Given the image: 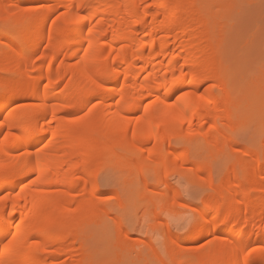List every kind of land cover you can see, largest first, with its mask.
Wrapping results in <instances>:
<instances>
[{"label": "bare ground", "instance_id": "6f19581e", "mask_svg": "<svg viewBox=\"0 0 264 264\" xmlns=\"http://www.w3.org/2000/svg\"><path fill=\"white\" fill-rule=\"evenodd\" d=\"M39 1L19 0L11 8L13 5H10V0H0V12L4 13L6 20L10 16L14 20L11 9L20 11ZM51 1L54 7L51 4V8L41 9L42 15L37 22L21 25L9 22V27L3 25V32L17 28L24 30L14 38L15 42L25 40V46L18 52L13 43L6 45L0 36V71L11 65L15 76L33 78L32 82L24 85L12 80L4 82L0 78V138L3 134L8 136L7 140H1L0 193L9 196L0 204V224L4 223L7 212L8 225L15 221L19 229L16 241L10 243L6 251L4 233L0 232V259L14 260L17 264H55L54 260L58 256H73L81 243H77L83 228L80 223L86 219L95 227L97 224L93 225L94 221L110 215L112 203L98 205L95 202L101 192L98 180L101 176L104 177L99 176V173L98 179L95 169L102 162L98 163L99 160L106 159L107 153L108 158L114 153L115 156L112 154V157L119 155L127 159V155L122 157L118 152L128 154L134 148L143 146L145 152L158 161L155 164L157 168H152L157 180L144 184L145 206L148 210L150 206L158 208L160 212L157 215L163 217L170 207L168 202L176 203L181 197L172 189L168 177L160 176V171H168L169 165L183 159L188 164L196 163L185 146L176 151L177 154H173L168 150L167 144L179 139L180 131L185 128L190 133L195 132L193 135L199 136L198 139H201L200 136L206 137L209 141L206 138L203 140L211 143L210 141L229 135L227 130L233 129L241 115L238 116V112V118L236 117L239 105L232 98V92L227 88L222 89L224 79L228 76L226 69L210 60L211 57H220V50L207 52L209 44L216 42L217 26L214 27L207 11L193 13V7L202 2L204 4L206 0ZM57 10L62 12L61 20L50 23ZM44 42L53 43L50 45L52 51L50 54H43L42 58L47 60V64L37 67V75L33 76L35 69H30V65ZM63 52L66 56L55 65L53 57ZM67 61L70 64L65 66ZM64 81V88L58 91L57 87ZM208 83L213 85L203 90V85ZM3 95L7 96V100L2 98ZM26 98L38 102L35 109L21 107L13 112L8 111L16 100ZM223 98H227V101L224 99V102ZM85 109L88 112L81 119L63 117V113L72 116ZM206 120L210 123L209 127L205 125ZM98 126L101 127L99 135L95 133ZM211 129L215 130V134ZM97 136L104 137L106 141H116L117 148L110 150L107 144L100 145L96 142ZM251 156L255 157L251 174L248 178L244 175L239 179L238 188L231 184V179L237 177L233 172L225 177V182L222 180L223 183L218 184L213 197L200 199L196 205V208L199 204L204 205L208 207L207 210L201 209L199 212L196 208H189L186 221L195 218L197 233L184 238L185 241L194 242L212 233H224L245 239L229 245L217 239L206 257L196 263L181 260L182 252L177 249L169 254L170 262L239 264L245 247L264 243V233L261 232L259 223L254 229L245 226L250 225L253 218L259 221L264 209V193L259 191L264 182V160L253 154ZM118 159L114 161L115 164ZM141 160L140 154L135 162L139 165ZM198 165L200 164L197 163ZM188 175L189 173L185 174V177ZM143 176L146 177V174ZM202 177L209 178L210 182L216 180H212L211 175L201 169L197 178L199 180ZM247 181L252 188L249 193H242V184ZM154 185L165 187L166 193H155ZM253 188L256 191H252ZM169 192L172 194H168ZM229 194L232 196L224 204ZM112 195L113 198H118L116 192ZM237 196H240V200ZM245 201L248 207L241 211L240 206ZM181 209L170 216L174 223L180 222ZM221 217L223 222L217 223ZM78 218L83 220L79 221ZM83 224L86 225V222ZM118 224L116 228L121 233L123 225L120 222ZM210 224L215 226L209 232ZM87 225L84 226L85 229L89 227ZM255 229L260 231L255 233ZM11 231L16 234L15 228ZM83 232L86 235L85 230ZM151 232L148 228L147 234L150 235ZM176 233L177 230L171 227L167 229V248L170 249ZM34 237L38 239L34 241ZM125 242L128 246L129 241L126 239ZM76 243L79 244L78 247H73ZM123 252L125 250L122 255ZM84 258L64 264L88 263L89 260L85 261Z\"/></svg>", "mask_w": 264, "mask_h": 264}, {"label": "rangeland", "instance_id": "374dc122", "mask_svg": "<svg viewBox=\"0 0 264 264\" xmlns=\"http://www.w3.org/2000/svg\"><path fill=\"white\" fill-rule=\"evenodd\" d=\"M18 1L10 0V5H13L11 8H14V6L18 4ZM42 3L49 6L52 4L51 7H54V3L51 0H40L37 4L29 7H36L37 5ZM204 10L205 12L207 11L212 18L210 19L213 20L214 27L217 26V32H220L219 34L217 33V40L215 39L216 42L209 44L210 47L207 52L211 53L216 50H220V57H211L210 60L212 62H217L222 69H226L227 72L225 73L228 74V76H226L224 79V88L222 89L227 88L230 90V92H232V98L234 99V101L237 100L238 102H235H237L236 104L239 105L237 110L234 108V110H236V117L238 118V116L241 114L240 118H236L239 121H236V124L233 123V129L228 127V129L230 128V130H227V132L231 136L224 135V137L222 138H219L213 142L210 141L211 143H207L209 140L206 137L200 136L201 139H198L199 136H194L196 134L195 132L190 133L188 132L189 130L187 131V128H185L186 130L183 129L184 131H180V133H182H179V139L176 138L174 139L175 141L173 140L176 145L173 143V141L172 143H170V145L167 144V146H169L168 150L170 152H174L173 154H177L176 151L185 146L188 151L190 150V153L188 154H191L192 157H194L196 163H194V165H192V163L188 164L186 160L183 159L179 163L173 164L171 166L169 165L168 171L166 169L160 171V176H165L166 178L168 177L167 180L169 184L172 185V189L176 190L181 197L179 200L177 199L176 203L173 201L168 202L170 207L168 206L169 208L166 211L167 214L165 213V216L163 217L158 216V212H160L158 211V208L150 206V209L148 210V207L145 206L146 194L144 193V184L146 182H154L157 180L153 169L156 167V163H158V161L153 160V157L150 155V153L145 152L143 146L134 148L131 153L128 154H122V152H118V154L121 153L122 157H124L123 155H127L128 157L126 156V158L128 160L125 159V157L124 159L121 158L117 153L115 154L118 155V157H114V153H111V155H114L113 157L110 155V157L113 159L112 160L111 158H108L109 153H107V156H105L106 159L99 160L98 163H100V161L102 162L101 164L97 163L98 165L95 169L97 172V177L99 173V176H104H101L100 179L98 177V179L100 180H98V183L99 186H101V192L98 195L97 199H95V202L99 203L98 205H102L104 203H112L110 211L112 212L114 210V212H110V215H108V217L106 216L103 218L104 220L101 219L102 223L101 220H96V222L94 221L93 225L97 224L95 227L92 226L91 222L85 221L86 219L82 223H80L81 225H83L82 227L84 228L86 235L84 234V230L82 228V233L79 237L80 239H78L79 241L77 242L81 243L80 245L76 243L73 246L76 247L77 245H79V249L77 248L79 253L77 252V250H75V253L72 254L73 256H58V258L56 257V259L54 260L55 264L71 263L72 261H77V259L81 260L83 259V257H85V261L86 259L87 261L89 260L88 263L84 262V264H108L109 262V264H161V262L164 263L165 261L166 264H174L170 262L169 254L174 253L175 251H177V249L182 252V258L180 257L181 260L192 261L196 263L202 257H206L209 249L211 248L213 243L217 241V239L222 240V243H225V245L234 244V242L236 243L237 240L243 241L245 239L239 237L237 238L235 236L224 233H212L194 242L185 241L184 238L193 236L197 233V231H195L197 222L195 218L191 219L190 221H186V219L188 218L187 215L189 212V208H196V205L201 200L213 197L215 195L216 187H218L220 183H223V181L225 182V177L233 172L236 173L237 177L231 179V184L235 188H238L240 180L243 178V176L247 175L248 178L249 174H251L252 165L254 164L255 160V157L251 156L252 154L256 156V158L264 160V0H206L204 1V4L202 2L193 7V13L195 14H197L199 11L203 12ZM61 13V10L55 11L50 23L59 22L61 20ZM57 15H59V19L56 18ZM5 21H7L6 18ZM2 27L3 24H0V36L2 41H11V43L15 45L16 52H18L25 46V40H20L18 42L14 41V38L24 31L22 30V28L3 32ZM202 34H204V32ZM27 36L29 35H26V37ZM52 44V42H44L43 44H41L39 52L35 54L36 57L37 55H39L41 58L35 59L36 57L34 56L35 60L30 65V69H35V73L32 74L33 76H35V74L37 75V67L47 64V60L43 59L42 56L43 54L51 53L52 49L50 48V45ZM22 54H25V52H23ZM64 56H66L65 52L56 54L53 57L55 65H57V63ZM69 64L70 62L67 61L65 66H68ZM13 71V67L11 65H8L6 68H4V70L0 71V78L4 82H6V80L15 81L19 85H24L28 82H32L33 78L17 77L13 74ZM64 84L65 81L60 83L57 87V90L61 91L65 86ZM212 85V83L205 84L203 85L202 89L204 90L211 87ZM217 92L220 91L218 90ZM2 98L4 100H7V96L3 95ZM224 99L225 98H223L222 100L224 101ZM225 100L227 101V98ZM37 104L38 102L34 99H20L16 100L15 103H13V105L8 108V111L13 112L14 110L21 107L31 108L33 110L36 108ZM87 112L88 109L81 110L72 116L63 113V117L65 116L69 119H81L86 115ZM209 124V121L206 120V127H209ZM236 125L239 126L237 127ZM211 130H213L212 132L213 134H215V130ZM100 132L101 127H96L95 133L99 135ZM185 132L187 133L185 134ZM3 136L4 134L1 135L0 138V148L2 147L1 140L3 139ZM205 138L208 140H205L207 142L203 140ZM47 139H49V136ZM186 141H188V143ZM96 142H98L100 145L107 144V147L110 150H115V148H117L116 141H106V139L102 136H97ZM116 151H118V149ZM251 151L253 153H248ZM140 154L142 155V160L138 165L135 161ZM129 155H131V158H129ZM115 158H119L117 163H120V165L117 163L115 164ZM122 160L125 162H123ZM197 163H199L200 165L197 166ZM121 165L123 166L122 168ZM128 169L130 170V172ZM201 169L203 172L211 175L212 180H216L210 182L209 178L206 177H202V179L198 180L197 175H199V170ZM187 173H189V175L188 177H185V174ZM144 174H146V177L143 176ZM149 176L151 177V179H148L150 178ZM9 180H12V178H9ZM153 188V191L157 194H164V192L166 193L165 187L163 186L154 185ZM251 188L252 186L250 182L247 181L246 183L242 184L241 191L242 193H249ZM114 192L117 193L118 198H113L112 193ZM168 194H172V192H169ZM231 196L232 195L230 194L226 196L224 204L228 203ZM236 198L240 200V196H237ZM122 204L124 205V207L120 208ZM179 204H181L182 209L180 208L181 206ZM240 207L241 211H244L247 209L248 203H242ZM179 209L182 210V215H180L179 217L180 222L178 221L179 223H174L170 219V216H172L174 212ZM196 209L200 212L201 209L207 210L208 207L199 204L198 208ZM82 215H84V213ZM196 215L197 214L195 213V216ZM82 218L80 219L83 220L84 218ZM115 218H117V221L115 220ZM80 219L78 218L79 221ZM85 222L86 225L89 223V225L87 226L90 227L91 224V227H93V230H91V227V229H89V227H86L90 234L84 227L86 226L83 224ZM116 222L117 224L118 222H120L121 225H123V228L121 227V233L124 232L123 234L118 231V227L116 228ZM125 224H127V226H125ZM214 226L215 225H212L209 228V232L213 230ZM169 227L177 230V233L173 237V243L170 244V249L165 246V236ZM148 228L149 232L153 231L155 233L151 232V236L147 234ZM259 231V229L254 230L255 233ZM87 236L92 237V239H89V237ZM126 239L129 241L128 246H126ZM34 241H36V239ZM122 242H125V245H122ZM116 245H118L119 247L117 248ZM252 246L258 248L264 246V243H254ZM82 248L84 249V251ZM123 250H125L126 254L125 252H123L122 255ZM114 251H116V254ZM198 252H200V254H198ZM86 253L88 254V256ZM107 255L108 257H106ZM109 256H111V258Z\"/></svg>", "mask_w": 264, "mask_h": 264}, {"label": "snow or ice", "instance_id": "6c2138e0", "mask_svg": "<svg viewBox=\"0 0 264 264\" xmlns=\"http://www.w3.org/2000/svg\"><path fill=\"white\" fill-rule=\"evenodd\" d=\"M49 8V5L47 4H39L36 7L33 8H25L22 9L20 11H17L15 9H11L10 11L13 12L15 19L13 20V17H8V20L5 21V17L4 14L2 12H0V24H3L4 27H9L10 23L11 24H16V25H21V24H29V23H34L39 21V19L41 18V9H45L47 10ZM73 8H75V6H73ZM57 19H59V15H57L56 17ZM85 17H81V19H84ZM3 43L10 44L11 41H3ZM41 57L39 55H37L36 59H40ZM209 103H211V101H209ZM95 106V104L93 105ZM47 120V118H45ZM9 135H11V133L9 132ZM5 140L8 139V136H4L3 137ZM33 183H35V180L32 181ZM252 191H256L255 188L252 189ZM259 191L261 193H264V182L261 183ZM10 195V194H9ZM9 198L8 195H5L3 193H0V204H3L7 199ZM19 198V197H17ZM245 203H247L245 201ZM8 213H5V221L3 224H0V232L4 233L3 236V241H4V248L5 251L8 248V245L10 243H13L16 241L17 235L19 234V229L16 227V222L13 221L12 224L9 226L7 223V217H8ZM210 218V217H209ZM22 222V220H21ZM223 222V217H221L220 221H217V223ZM241 223L243 224V221H241ZM257 223H259V227L262 233H264V209H262L261 215H260V219L259 221H257L256 219L253 218L252 223L250 225H245L246 227L249 228H255ZM212 225L210 224L209 227H211ZM12 228L16 229V234H13V232L11 231ZM34 239H38V237H34ZM255 254V255H254ZM256 256H258L259 258H255ZM250 257L252 259H250ZM0 264H17L16 261L14 260H9V261H4L2 259H0ZM34 264V262H33ZM239 264H264V246H261L260 248H257L255 246L252 245H248L247 247L244 248V252H243V259L239 262Z\"/></svg>", "mask_w": 264, "mask_h": 264}]
</instances>
